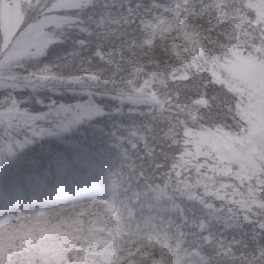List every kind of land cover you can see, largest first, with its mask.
Returning a JSON list of instances; mask_svg holds the SVG:
<instances>
[{"label": "clouds", "instance_id": "clouds-1", "mask_svg": "<svg viewBox=\"0 0 264 264\" xmlns=\"http://www.w3.org/2000/svg\"><path fill=\"white\" fill-rule=\"evenodd\" d=\"M20 3L23 14L19 19L20 27L0 30V93L6 94L5 99L0 100V121H3L0 123V142L15 144L26 137L32 141L22 149L17 148L15 155L40 137L31 134L33 126L22 123L20 113L23 109L17 110V105L12 102L21 99L19 89L31 91L32 95L42 89H87L94 93L97 101L102 94L119 95L122 87L116 79V71L106 67L82 68L74 43L81 36V27L98 37L118 20L121 13L110 8L104 0H20ZM257 7L261 9L259 15L249 0H239L233 9L235 15L231 17L236 23L228 36L203 37L208 53L214 55L217 48L223 51L227 44L230 48H244L249 55L259 51L264 59V2ZM41 34L44 40L50 41L44 53L39 51L42 41L36 39ZM68 42L73 45L70 50L51 60L45 59L51 49ZM180 56L179 63L193 59L183 53ZM185 67L193 77L198 75L193 64ZM88 71L94 74L81 79ZM37 86V91L31 90ZM219 95L210 93L207 107L180 109L173 127L162 137L171 141L169 147L179 144L180 133L186 126H211L243 133L238 119L241 117L239 104L235 99L229 101L227 96L221 101ZM93 99L89 97V100ZM233 124L237 127L233 128ZM34 126L39 129L42 124L37 122ZM250 130L249 125L246 134H250ZM14 156L5 155L0 167ZM213 172L215 174V169ZM242 179L248 181L247 184H233L230 193L239 195L240 199L228 202L224 199L229 195L225 178L214 181L218 187L213 198L220 208L231 203L228 212L237 217L240 225L223 239H218L214 229L206 228L201 233L199 227L192 233L195 239H190L188 233L181 231L180 224L172 229L174 221L171 220L166 222L167 226H161L162 232L128 233L111 213L102 209L95 195L71 202L46 197L5 201L0 203V264H133L140 258L131 252L133 247L140 252H152L157 258L163 257L164 264H264V228L261 227L264 225V188L260 187L264 185V144L260 145L256 165ZM199 183L197 180L192 187ZM170 187L179 188V185H171L170 180L147 184L133 190L128 198L135 196L136 200L159 202L169 195ZM123 193L128 194V188H123ZM185 194L181 190V195ZM196 223L194 220L193 225ZM129 240L134 243L130 244Z\"/></svg>", "mask_w": 264, "mask_h": 264}, {"label": "trees", "instance_id": "trees-1", "mask_svg": "<svg viewBox=\"0 0 264 264\" xmlns=\"http://www.w3.org/2000/svg\"><path fill=\"white\" fill-rule=\"evenodd\" d=\"M253 2L249 0L251 6ZM104 3L121 16L98 37L85 36L90 47L76 48L82 68L106 67L109 71H116V79L122 85L119 95H114L118 101L108 97L97 98V103L105 106L104 116L83 121L67 132L39 137L34 144L10 158L0 168V203L10 200L6 194L10 185L20 182L29 174L41 172L45 163L58 154L66 158L70 167L80 173L89 185L111 188L125 211H134L131 215L133 221L141 225L145 232H162L161 226H167L166 222L171 220L174 221L172 229L180 224L181 231L188 233L190 239H195L192 233L196 227L200 228L201 233L204 232L199 226L201 224L214 229L218 239H223L231 231L229 229L238 228V222L237 217L228 212L231 203L220 208L213 198L218 187L214 181L219 177L225 178L229 193L224 198L225 202L240 197L230 194L231 177L217 172L214 174L206 166L197 164V160L191 156L194 148L189 132L205 127H183L180 133L182 139L171 147V141H165L162 137L173 127L181 108L207 107L210 93H220L218 98L221 101L225 96L229 101L235 99L237 102L238 98L226 84L216 81L207 71H197L198 75L193 77L185 63L178 62L182 59L175 54L172 37L166 30L177 19L195 25L204 37L218 34L225 37L222 29H226L228 24L235 26L236 22L231 17L235 15L233 9L238 6L239 0H104ZM136 5L142 6L136 8ZM129 6L133 7V13L128 12ZM173 9L176 11L173 12ZM98 45L103 48L101 59L92 52V48ZM72 46L68 42L55 47L45 59L60 56ZM92 74L91 71L83 75L77 73L81 79ZM82 91L76 88L42 89L32 95L31 91L26 90L19 92L18 96L31 97V102L25 106L39 113L47 111L51 102L73 104L89 100V96ZM37 97L43 103L37 102ZM124 102H130L133 107H124L117 112L118 103ZM43 124L47 125L45 122ZM207 128L216 129L211 126ZM99 148L111 149L119 155L123 160V170L112 173L113 169H109L106 173L107 170L94 155ZM208 173L213 174L214 178H209ZM164 180H170L171 185H179V188L170 187L169 195L161 201L136 200L135 196L128 198L133 190ZM197 180L200 183L193 188ZM234 184L238 183L235 181ZM123 188H128V194L123 193ZM181 190L186 194L181 195ZM141 204L143 207H140ZM194 220L196 225H193ZM201 220L204 222L200 223ZM147 263L164 264V261L163 257L157 258L150 252Z\"/></svg>", "mask_w": 264, "mask_h": 264}, {"label": "rangeland", "instance_id": "rangeland-1", "mask_svg": "<svg viewBox=\"0 0 264 264\" xmlns=\"http://www.w3.org/2000/svg\"><path fill=\"white\" fill-rule=\"evenodd\" d=\"M262 2L264 0H254L252 3V7L258 15L261 14V9L257 7V4ZM9 8L10 20L18 19L19 9L14 5H9ZM233 27V24H228L226 29H222L221 33L225 35L224 38L228 36ZM166 31L172 37V46L177 57L182 59L180 54L183 53L185 56L193 58L184 61L185 65L193 64L196 71L209 72L216 81L226 84L236 94L242 117V119L241 117L238 119L243 127V133L239 130L234 132L231 129H210L207 127L190 131L189 135L194 148L191 156L195 161L197 160V164L206 166L211 171L215 169L219 175L231 177L232 186L235 181L238 184L248 182L242 178L247 175L250 168L256 165L260 145L264 144V59L261 58V53L256 51L249 55L244 48H230L225 44L223 51L217 48L216 53L210 55L202 42L204 37L202 32L195 25L186 21L176 19L167 27ZM185 45L188 46L187 50ZM141 100L137 99L136 101ZM88 101L73 104L51 102L47 111L39 113L51 111L53 105L58 108L61 105L75 106ZM48 119L63 120L65 114L57 115L53 112ZM43 123L41 122L42 126L47 127ZM249 125L251 126L250 134H246L249 133ZM234 127L237 126L233 125ZM94 155L107 170L106 173L109 172V169H113L112 173H119L123 170V160L113 150L99 148L94 152ZM206 175L209 178H214L213 174ZM260 187L264 188V185ZM6 194L10 200L46 197L59 202L87 199L95 195L96 202L101 205L103 210L111 213L126 232L140 234L145 232L141 225H137L133 221L131 215L134 214V211H125L118 196L111 188L101 189L95 185H89L80 173L70 167L68 160L58 154L52 156L51 160L45 163L41 172L29 174L20 182L16 181L10 185L6 189ZM129 243L134 242L129 240ZM131 252L140 257L133 264H148L150 252H140L135 247L131 249Z\"/></svg>", "mask_w": 264, "mask_h": 264}, {"label": "snow or ice", "instance_id": "snow-or-ice-1", "mask_svg": "<svg viewBox=\"0 0 264 264\" xmlns=\"http://www.w3.org/2000/svg\"><path fill=\"white\" fill-rule=\"evenodd\" d=\"M9 5H14L16 8L19 9L20 16L18 19L10 20V8ZM142 5H136V8L141 7ZM129 13H133L134 9L133 7L129 6L128 8ZM22 10H21V3L20 0H0V30L7 31L9 29L15 30L20 27L19 19L22 18ZM22 31V30H21ZM81 36L76 38L74 43L76 46H79L81 48L84 47H90V42L85 40V36L91 37L93 34L86 28L81 27L80 29ZM17 35H20L19 32H17ZM38 41H42L40 44L39 51L40 53H44L45 49L47 48L50 41L44 40L42 34L38 35L36 37ZM93 55L96 56V58L101 59L103 48L102 46H97L95 48H92ZM75 54V53H74ZM37 87L32 88V91H37ZM18 91H26L25 89H19ZM84 94H86L89 97H93V100H89L87 103L84 104H77L75 106H65L61 105L60 107H56L55 105L52 106V110L47 113H39V114H33L30 108L26 107L25 105L29 104L31 102V98L24 97L19 100L12 101L14 104L17 105V110L23 109V112L20 113L22 118V123L25 125H31L33 126L32 129V135L33 136H44V135H52L54 133H63L70 131L72 127L79 125L82 123L85 119L91 120L96 117H101L106 114V109L103 106L102 103H97L95 100V95L90 90H83ZM6 97V94L0 95V100H4ZM101 97H108L112 100L118 101V97L110 94H102ZM10 101L12 100L11 97H7ZM39 103H43V101H37ZM119 107L117 108V112H120L123 110L124 107H133V105L130 102H124V103H118ZM55 112L57 115L59 113L65 114V119H48L49 116L52 115V113ZM3 121H0L2 123ZM37 122H45L47 124V127H40L37 129L34 125ZM32 141L28 139L27 137L24 139L23 142L17 140L15 144L13 143H7L6 145L2 142H0V162H2L5 155L7 156H14L16 153L17 148H24L26 144L31 143ZM222 215V213H221ZM215 219V216H214ZM206 223V222H205ZM203 230H205L204 224L199 225ZM239 227V223L236 225ZM262 228H264V225H261ZM231 230V229H229Z\"/></svg>", "mask_w": 264, "mask_h": 264}]
</instances>
